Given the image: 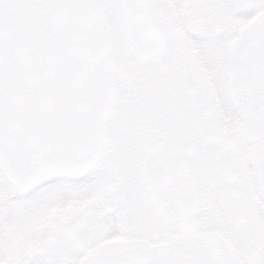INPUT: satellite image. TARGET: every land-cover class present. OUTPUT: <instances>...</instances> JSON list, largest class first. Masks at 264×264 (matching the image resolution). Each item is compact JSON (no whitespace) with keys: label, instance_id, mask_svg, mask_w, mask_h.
<instances>
[{"label":"snow or ice","instance_id":"snow-or-ice-1","mask_svg":"<svg viewBox=\"0 0 264 264\" xmlns=\"http://www.w3.org/2000/svg\"><path fill=\"white\" fill-rule=\"evenodd\" d=\"M0 264H264V0H0Z\"/></svg>","mask_w":264,"mask_h":264}]
</instances>
